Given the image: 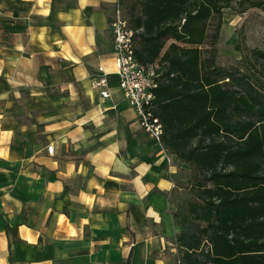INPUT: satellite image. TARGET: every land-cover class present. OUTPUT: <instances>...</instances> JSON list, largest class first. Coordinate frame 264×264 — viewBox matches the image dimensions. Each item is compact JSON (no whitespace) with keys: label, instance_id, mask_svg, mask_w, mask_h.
I'll return each mask as SVG.
<instances>
[{"label":"crops","instance_id":"obj_1","mask_svg":"<svg viewBox=\"0 0 264 264\" xmlns=\"http://www.w3.org/2000/svg\"><path fill=\"white\" fill-rule=\"evenodd\" d=\"M116 2L0 0V264H175L184 164L117 86Z\"/></svg>","mask_w":264,"mask_h":264},{"label":"trees","instance_id":"obj_2","mask_svg":"<svg viewBox=\"0 0 264 264\" xmlns=\"http://www.w3.org/2000/svg\"><path fill=\"white\" fill-rule=\"evenodd\" d=\"M118 2L135 57L163 69L164 147L191 172L187 194L176 199L177 181L172 191L175 261L264 264V49L243 45L240 66L217 60L223 10L264 11V0Z\"/></svg>","mask_w":264,"mask_h":264},{"label":"built area","instance_id":"obj_3","mask_svg":"<svg viewBox=\"0 0 264 264\" xmlns=\"http://www.w3.org/2000/svg\"><path fill=\"white\" fill-rule=\"evenodd\" d=\"M109 29L112 36L117 86L123 99L135 111L140 130L154 143L162 153V157L170 164L172 155L162 141L163 126L154 113L155 89L163 69L156 61L144 64L135 57V31L130 27L129 19L118 0L111 13ZM92 86L100 89L101 96H109L106 89L107 78L102 68H99ZM48 152L52 153V146L48 147ZM175 264L181 263L176 259Z\"/></svg>","mask_w":264,"mask_h":264},{"label":"rangeland","instance_id":"obj_4","mask_svg":"<svg viewBox=\"0 0 264 264\" xmlns=\"http://www.w3.org/2000/svg\"><path fill=\"white\" fill-rule=\"evenodd\" d=\"M245 44L264 49V11L249 9L238 12L232 8L224 9L217 43L218 63L224 66H240L241 62H244L241 48ZM190 173L186 165L180 167V176L177 180L179 187L176 190L177 200L187 194Z\"/></svg>","mask_w":264,"mask_h":264}]
</instances>
